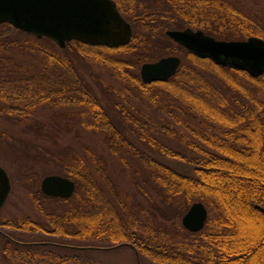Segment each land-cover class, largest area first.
I'll return each mask as SVG.
<instances>
[{
    "label": "trees",
    "instance_id": "obj_1",
    "mask_svg": "<svg viewBox=\"0 0 264 264\" xmlns=\"http://www.w3.org/2000/svg\"><path fill=\"white\" fill-rule=\"evenodd\" d=\"M115 1L133 31L119 47L73 40L63 48L0 24V124L26 123L36 140L58 144V132L37 121L38 111L73 121L67 125L75 130L56 151L40 145L27 155L52 162L55 174L76 184L70 198L52 197L42 192L35 169L9 171L42 218L0 222L3 257L10 264H107L71 248L130 247L136 264H261L264 241L242 243L236 208L264 222L257 207H264V74L253 78L200 58L165 32L192 28L221 40L264 39V0L255 7L240 0ZM169 55L182 59L177 73L144 82L142 65ZM3 129L0 146L26 142ZM89 133L100 151L70 140ZM104 153L136 192L117 182ZM195 202L209 211L199 232L182 222ZM7 226L47 237L24 248Z\"/></svg>",
    "mask_w": 264,
    "mask_h": 264
},
{
    "label": "water",
    "instance_id": "obj_2",
    "mask_svg": "<svg viewBox=\"0 0 264 264\" xmlns=\"http://www.w3.org/2000/svg\"><path fill=\"white\" fill-rule=\"evenodd\" d=\"M120 13L115 0H0V24L10 23L39 38H50L63 48L73 40L109 47L129 43L132 26ZM165 33L200 58L247 71L253 78L264 74L263 38L221 40L192 28ZM181 62L179 56L170 55L144 63L140 76L146 83L168 81L177 73ZM40 185L44 194L53 197L70 198L76 190L75 182L60 174H49ZM11 186L9 173L0 165V210ZM257 207L264 212L263 206ZM208 215L206 205L195 202L182 222L187 230L199 232L205 227Z\"/></svg>",
    "mask_w": 264,
    "mask_h": 264
},
{
    "label": "rangeland",
    "instance_id": "obj_3",
    "mask_svg": "<svg viewBox=\"0 0 264 264\" xmlns=\"http://www.w3.org/2000/svg\"><path fill=\"white\" fill-rule=\"evenodd\" d=\"M241 3H244L245 5L249 7H255L258 5L257 1L263 2L262 0H240ZM264 8V2L262 4ZM170 56V55H169ZM179 56V55H174ZM165 57V56H164ZM181 58V57H180ZM182 60V59H181ZM36 119L39 123L49 124L50 129L57 131L58 136H56V140L58 141V144L51 143L53 142L50 140H36L33 138L32 133L25 131V128H29L28 125L25 124H19V125H13L9 123L0 124V128H5L3 130H6L7 132H11L12 134L18 136L21 139H25V141H22L18 139L17 141L12 140L15 144H3L0 146V152L2 156V165L8 172L12 173H18V169L22 171H29L30 169H35L38 172L39 177L41 178V182L44 177L47 175L55 174L53 169L56 166H53L52 162L50 163H44L42 160H33L31 157H29L27 154L30 153H38V148L40 145H47L50 146L51 149L56 151V147H60L65 144V133L68 132V130H75V128H71V126H68L67 123H74L73 121H65L63 117L59 116L55 111L52 110H42L40 109L37 113ZM83 132H87L84 129H82ZM74 135V133H73ZM77 140H71V142H75L76 145L80 149L83 148V144H88L94 148H96L97 139L96 136L89 133L86 134L85 137H78L75 136ZM174 144L178 145V142H174ZM18 145V146H17ZM37 146V147H36ZM99 151L101 150V147L98 146ZM84 151V149H82ZM31 155V154H30ZM104 155H106L104 153ZM108 160V167L111 170L112 175L117 179V182L124 185L125 188L129 191L136 192L135 186L131 183V181L126 177V175L123 174L120 170V165L118 162L113 161L111 159V156L106 155ZM47 158V157H46ZM48 159V158H47ZM46 161V160H45ZM24 163V164H22ZM174 164V163H173ZM31 165V166H30ZM175 165V164H174ZM179 167H184L185 169H189V166H184L181 164H178ZM51 171V173H49ZM11 183H12V189L8 196V201L5 205V207L0 211V222H6L8 220L16 221L23 217H34L39 218L40 214L38 213L36 207H34V203L31 200L29 194L22 188L21 182L18 181L15 175V177L12 178L11 173ZM45 172H48L46 174ZM237 177V176H236ZM234 195H236L235 190H233ZM236 212L238 216L240 217V230H241V238L242 243L250 242L255 245H259L264 241V222L259 219L258 217L254 216L249 210H241L236 208ZM4 228V227H3ZM7 232H11L14 234H17L20 238H22L24 241H21L20 244L21 247H26L28 244L36 243L37 240L45 239V237L41 234H34L30 235L28 233H24L21 231H16L12 229V227H5L4 228ZM3 238L0 235V264H10L8 263V260H6L5 257H3V250L6 246V243ZM244 239V240H243ZM19 244V243H18ZM13 246H9L7 250H11ZM264 249V247H261ZM72 251L80 252L82 254L92 255L94 258H97L98 260H101L104 263L107 264H136L135 261V255L134 251L130 247H125L124 249L119 250L118 252L115 250H76L72 249ZM259 262L261 264H264V252L262 251L261 254L258 253Z\"/></svg>",
    "mask_w": 264,
    "mask_h": 264
}]
</instances>
